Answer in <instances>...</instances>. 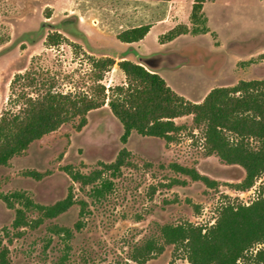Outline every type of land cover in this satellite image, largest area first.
<instances>
[{"label": "rangeland", "instance_id": "1", "mask_svg": "<svg viewBox=\"0 0 264 264\" xmlns=\"http://www.w3.org/2000/svg\"><path fill=\"white\" fill-rule=\"evenodd\" d=\"M194 1L0 0V116L18 111L24 97L46 88L100 99L102 84L106 96L101 106L86 113L82 127L76 128L77 118L64 123L0 167V196L21 191L47 205L70 192L75 200L66 211L35 227L13 228L14 209L0 197V230L8 264H189L172 244L143 263L132 260L131 254L146 239H159L163 224L208 226L222 202L249 204L260 192L264 195V172L250 188H234L244 169L205 153L201 127H194L192 115L174 118L183 128L172 141L132 131L122 142L123 129L108 107L107 96L124 82V74L112 65L100 80L95 77L92 59L115 58L129 46L134 48L114 36L125 27L122 18L127 11L136 22L163 14L166 27L190 28ZM71 10L85 14L73 18L67 15ZM201 10L206 32L189 31L170 41L161 38L168 29L158 36L164 42L160 43L157 25L134 43L136 50L162 57L157 60L159 75L190 101H201L216 86L264 79V0H202ZM53 32L65 39L47 44L46 35ZM231 41L236 43L228 49ZM124 54L137 61L134 53ZM16 74L23 75L11 86ZM122 148L129 156L120 174L106 171L86 185L72 179V173L90 174L112 162ZM175 165L194 169L215 185L193 180ZM29 171L40 173V178ZM103 180L109 181V187L99 195L93 187ZM27 216L37 218L38 213L29 211ZM57 228L67 231L56 232Z\"/></svg>", "mask_w": 264, "mask_h": 264}, {"label": "trees", "instance_id": "2", "mask_svg": "<svg viewBox=\"0 0 264 264\" xmlns=\"http://www.w3.org/2000/svg\"><path fill=\"white\" fill-rule=\"evenodd\" d=\"M201 9L202 0H195L189 15L192 27L178 24L161 38L171 40L189 31L206 32V18ZM149 27V24L128 27L118 32L116 38L125 43L139 41ZM161 38L158 37L160 42ZM64 39L60 32L46 35L49 45H57ZM233 43L236 41L228 43V49ZM126 52L134 53L137 61L125 58ZM151 56L152 53L140 54L132 47L118 56L116 65L124 74V82L111 88L107 104L122 126L120 140L125 142L135 131L143 136L172 141L175 133L183 128L175 124L174 118L192 115L194 127H201L205 153L213 154L227 164L240 165L245 174L233 186L239 190L250 188L264 172V79L239 80L232 86H216L201 101H190L177 94L156 71L138 60L148 63ZM114 63L115 59L108 55L92 59L96 79L100 80ZM22 75L16 74L11 86ZM98 92L100 99L84 93L72 94L46 88L34 97H24L18 111L0 116V167L6 166L32 141L64 123L77 118L76 128L82 127L86 122V113L101 106L106 98L102 84L98 86ZM128 156L129 151L122 148L112 162L103 163L100 169L90 174L75 172L71 177L86 185L100 179L106 171L116 176L127 164ZM175 168L193 180L215 185L214 180L194 169L178 165ZM28 173L36 179L40 178L38 172ZM108 183L107 180L101 181L93 187V191L102 195L109 187ZM0 197L7 208L14 209L13 228L35 227L43 219L66 211L75 202L70 192L47 205L34 202L21 191L1 194ZM29 211L38 213L37 218L29 219ZM60 231L66 232L67 229H56V232ZM159 232V239L151 237L136 246L131 259L143 263L161 253L166 244H172L184 253L189 264H264V195L260 192L249 204L230 200L222 202L214 222L208 226L190 222L163 224ZM7 251L0 230V264H8Z\"/></svg>", "mask_w": 264, "mask_h": 264}, {"label": "crops", "instance_id": "3", "mask_svg": "<svg viewBox=\"0 0 264 264\" xmlns=\"http://www.w3.org/2000/svg\"><path fill=\"white\" fill-rule=\"evenodd\" d=\"M82 14L84 15L85 14V11L83 12V11H77V10H71L70 12H68V14L67 15H72V17L73 18H83L82 17ZM132 15L133 14H130L128 11L126 12V14H125V17L124 18H122V20L125 22V27L124 28H122L121 30H118V31H116V33H114V36L116 37V34L118 33V32H120V31H122V30H124V29H126V28H128V27H133V26H138V25H141V24H149L150 25V27H149V30H148V32H150L155 26H160V29H159V33H157V39H158V36L160 35V34H163L165 31H167L168 29H171V27H166V24H165V18H164V15L163 14H159L157 17H154V18H152V20L151 21H149V22H145V23H141V22H136L135 21V18H132ZM121 19V18H120ZM79 23H82V20H80V22ZM128 23H130V25H128ZM147 32V33H148ZM146 33V34H147ZM176 38V37H175ZM141 40V39H140ZM172 40H174V39H171L170 41H172ZM159 41V40H158ZM136 42V41H135ZM135 42H132V43H125V44H128V45H133V47L135 48V46H134V43ZM160 42V41H159ZM160 43H164V42H160ZM130 47V46H129ZM135 50H136V48H135ZM136 51H138V50H136ZM121 53H123V52H121ZM138 53H140L139 51H138ZM140 54H143V53H140ZM150 54V53H149ZM109 56V55H108ZM124 56H125V58H126V55L124 54ZM112 57V56H111ZM114 58V57H113ZM115 58H118V56H115ZM114 58V59H115ZM128 59V58H127ZM118 61V60H117ZM116 61V62H117ZM116 62L113 64V67H115V66H117L116 65ZM154 71H156L157 73H158V71H159V69H156V70H154ZM159 74V73H158ZM167 84V83H166Z\"/></svg>", "mask_w": 264, "mask_h": 264}, {"label": "water", "instance_id": "4", "mask_svg": "<svg viewBox=\"0 0 264 264\" xmlns=\"http://www.w3.org/2000/svg\"><path fill=\"white\" fill-rule=\"evenodd\" d=\"M160 59H162V57H157V55H153V56H151L150 58H149V61H148V63H146L147 61H141V59H138L139 60V62L141 63V64H143L144 66H148L149 68H151L152 70H156V69H158L159 67H158V61L160 60ZM158 60V61H157ZM145 64H148V65H145ZM147 67V68H148Z\"/></svg>", "mask_w": 264, "mask_h": 264}]
</instances>
